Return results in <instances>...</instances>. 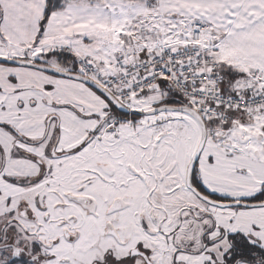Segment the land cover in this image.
Returning a JSON list of instances; mask_svg holds the SVG:
<instances>
[{
    "label": "snow or ice",
    "instance_id": "obj_1",
    "mask_svg": "<svg viewBox=\"0 0 264 264\" xmlns=\"http://www.w3.org/2000/svg\"><path fill=\"white\" fill-rule=\"evenodd\" d=\"M0 264H264V0H0Z\"/></svg>",
    "mask_w": 264,
    "mask_h": 264
}]
</instances>
